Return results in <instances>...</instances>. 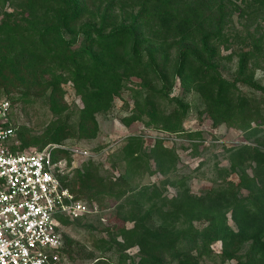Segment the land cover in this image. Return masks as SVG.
Wrapping results in <instances>:
<instances>
[{"label":"trees","instance_id":"16d2710c","mask_svg":"<svg viewBox=\"0 0 264 264\" xmlns=\"http://www.w3.org/2000/svg\"><path fill=\"white\" fill-rule=\"evenodd\" d=\"M124 1L0 0V94L6 96L11 107L43 99L60 117L66 109L63 85L71 81L84 105L79 134L91 139L99 131L97 114L111 109L133 77L146 89L143 106L139 101L137 111L148 119V127L183 132L191 94L200 98L215 126L225 124L247 131L252 122L263 117L264 88L251 68L255 50L240 52L232 81L219 67L228 0L217 2V23H211L208 16L215 0H130L131 7L128 0ZM245 2L250 7V1ZM254 4L264 7V0H254ZM117 5L123 8L120 14L115 12ZM89 12L90 18L85 20ZM77 44L79 47H75ZM178 81L183 95L172 96ZM242 87L262 97L247 95ZM129 124L126 120L125 125ZM72 137L75 131L55 121L41 138L31 137L26 128L16 129L14 140L19 139L21 144L12 149L23 152L39 145L41 150ZM263 145L228 150L232 171L240 181L237 186L197 198L180 181V193L172 200L155 193L157 188L148 195L147 191L139 192L132 202L125 200L122 210L130 205L126 222L133 227L120 229L122 241L118 237L111 238V244L102 240L107 247L100 249L116 248L117 264H202L214 255L213 244L221 242L223 260L264 264ZM123 152L129 156L126 177L144 170L143 157L154 162L159 172H164L168 164L175 169L178 160L162 141H157L150 153L144 152L142 140L136 137L127 140ZM54 157L65 158L70 165L73 161L64 150L55 151ZM91 169L94 171L90 162L83 172H75L79 188L69 175L62 178L77 199L87 197L93 202L102 194H116L120 199L127 195L125 190L115 193L112 183L104 186L102 180L93 178ZM241 190L248 195L243 196ZM80 220L63 222L68 226ZM196 223L205 226L198 228ZM64 240L70 260L71 239L64 234ZM134 248L138 249L137 260L127 253ZM93 264L112 263L101 257Z\"/></svg>","mask_w":264,"mask_h":264},{"label":"rangeland","instance_id":"374dc122","mask_svg":"<svg viewBox=\"0 0 264 264\" xmlns=\"http://www.w3.org/2000/svg\"><path fill=\"white\" fill-rule=\"evenodd\" d=\"M99 1L104 0H96L98 4H100ZM248 1H250V7L246 5L245 0H228L227 2L223 19L224 37L220 41L219 67L223 76L232 81L237 72L240 52L253 49L255 52L251 61L252 72L255 80L264 88V7L258 8L254 0ZM217 2L218 0H215L213 5H210L211 11L208 16H211V23H217L220 16ZM127 4L131 7L133 2L128 0ZM117 6L115 12L120 14L123 8L119 9L121 5ZM7 10L12 11L9 8ZM90 16L89 12L85 20H88ZM75 47H79V44ZM63 86L66 93V109L62 116L54 115L44 100L38 99L34 104L20 102L14 105L10 123L18 131L26 128L33 138H41L49 125L55 121L66 123L75 131V137L66 140L63 144L78 146L90 154L87 158L72 157L73 161L70 165L72 170L69 173L71 182L76 181L79 188L80 184L75 172L78 170L83 172L91 162L94 168V171L91 169L93 178L102 180L104 186L107 183L114 184L115 193L117 190L128 192L121 199L117 198L116 194L99 195L93 202L101 206V216L87 217L63 227V233L71 239L70 264H93L101 257L109 263L117 264L119 252L116 248H112L111 251L102 250L107 245L105 246L101 241H109L113 237H118V240L122 241V238L118 236L120 229L133 227V223L126 222L130 215V205L122 210L125 200L132 202L139 192L147 191L145 193L148 195L154 191V188H157L155 193L172 200L180 193V185L178 186L180 181H184L185 188L197 198H204L210 192H217L231 185L237 186L240 181L236 172L232 171L228 150L242 145L264 144V107L263 117L252 122L247 131L225 124L215 126L196 94H191L187 98L191 108L184 123L183 132L171 133L146 126L148 119L145 116L140 117L141 113L137 111L139 101L143 106L146 89L142 81L136 77L126 83V87L121 95L115 98L108 112L97 114L99 123L97 136L92 139L83 138L78 129L81 110L84 107L83 102L71 81L64 82ZM241 89L247 95L262 97L261 93L250 88L242 87ZM182 95L181 84L178 81L172 96ZM3 100L8 99L0 94V101ZM134 116L140 119H130ZM126 120L130 122L127 126ZM132 137L142 140L143 151L146 153H150L157 141H162L166 148L173 150L178 156L175 169L168 164L164 172H159L154 162L143 157L141 165L144 166V170L126 177L129 156H126L123 150L127 140ZM16 144H21L19 139L15 140ZM38 149L39 145H32L23 153H31ZM240 193L243 196L248 195L246 190H241ZM143 197L146 198V196ZM82 198L84 201L91 202L87 197ZM227 217L229 224L235 228L230 215ZM196 226L201 228L205 224L196 223ZM109 242L112 243V241ZM212 250L214 255L205 258L202 264H237L236 260L225 261L221 258V242L214 243ZM127 253L138 259L137 248L130 249Z\"/></svg>","mask_w":264,"mask_h":264},{"label":"built area","instance_id":"2783aa9c","mask_svg":"<svg viewBox=\"0 0 264 264\" xmlns=\"http://www.w3.org/2000/svg\"><path fill=\"white\" fill-rule=\"evenodd\" d=\"M11 113V103L0 101V264H70L63 220L101 216L102 209L96 202L75 197L62 181L72 167L54 154L58 150L73 158L90 154L65 144L15 152Z\"/></svg>","mask_w":264,"mask_h":264}]
</instances>
